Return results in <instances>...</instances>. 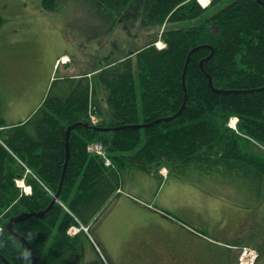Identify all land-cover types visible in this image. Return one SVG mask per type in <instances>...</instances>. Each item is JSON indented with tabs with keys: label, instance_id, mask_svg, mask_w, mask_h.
Wrapping results in <instances>:
<instances>
[{
	"label": "trees",
	"instance_id": "obj_1",
	"mask_svg": "<svg viewBox=\"0 0 264 264\" xmlns=\"http://www.w3.org/2000/svg\"><path fill=\"white\" fill-rule=\"evenodd\" d=\"M221 1L205 9L197 0H97L106 12L117 11L122 22L143 18L149 27L166 26L161 35L166 48L158 49L155 38L102 76L107 117L91 102L94 86L70 79L54 83L24 124L8 126L0 112V264H31L33 254L38 264H84L89 238L70 237L69 228L99 221L117 199L123 175L133 170L224 165L260 183L264 0H236L206 15ZM200 2L207 6L211 0ZM43 7L55 12L59 4L44 0ZM197 19L196 25L171 28ZM90 108L102 118L99 130L90 126ZM233 117L237 130L229 127ZM77 123L68 144V129ZM93 142L103 143L112 167L88 152ZM23 177L32 195H21L16 179ZM57 193L66 208L57 202L42 218L8 228L12 218L47 210Z\"/></svg>",
	"mask_w": 264,
	"mask_h": 264
},
{
	"label": "rangeland",
	"instance_id": "obj_2",
	"mask_svg": "<svg viewBox=\"0 0 264 264\" xmlns=\"http://www.w3.org/2000/svg\"><path fill=\"white\" fill-rule=\"evenodd\" d=\"M234 1L222 0L206 15L214 14ZM43 2L0 0V112L8 121L20 120L24 114H28L35 100L49 91L50 69L56 56L69 54L78 73L85 75L89 70L106 64L107 56L109 61H113V56L115 60H122L130 51L146 46L155 38L156 45L164 44L161 35L166 26L149 27L143 18H137L135 22H122L117 11L106 12L98 6L97 0H57L59 7L55 12L47 11ZM145 6L141 5V13ZM199 21L175 23L171 24V28L189 27ZM69 44H72V48ZM114 68L105 69L100 77ZM65 70L62 65L53 77H61ZM81 80L85 85L94 86L91 102L105 113L108 99L106 86L105 90L101 89L99 77L96 76L89 81ZM55 88L58 90L57 86ZM31 93L35 94L30 97ZM199 167L192 164L176 168L169 180L157 179L150 186L143 183L140 199L171 212L173 217L189 225L192 233H198L206 241L214 239L219 229H228L229 232L238 223L244 222L251 235L248 249H264V177L258 183L246 174L229 172L224 165L214 169L203 165ZM128 174L123 177L124 189L131 191L129 182L139 178L140 173L126 177ZM170 182L178 184L175 189L180 194H175L169 202L164 198V193L171 188ZM162 183L163 188L158 191ZM154 194L157 198L152 200ZM105 222L106 219H100L92 225L91 232L96 239V229ZM131 225L129 220L123 219L108 236V242L114 249L106 242L100 243L108 264L144 262L148 245L140 234L132 232ZM101 262L105 264L104 258L96 255L87 245L84 264ZM261 264H264V260Z\"/></svg>",
	"mask_w": 264,
	"mask_h": 264
},
{
	"label": "crops",
	"instance_id": "obj_3",
	"mask_svg": "<svg viewBox=\"0 0 264 264\" xmlns=\"http://www.w3.org/2000/svg\"><path fill=\"white\" fill-rule=\"evenodd\" d=\"M66 43L68 44V41H66ZM69 45H71L70 48H72V44ZM113 55H115V53H113ZM61 56L70 55L62 54ZM59 58L60 56H56L54 59L53 65L50 69L48 85L51 84L54 72L56 71L57 60ZM108 58L109 56L106 57V64L104 63V65H102L101 67H97L96 70H89V72L85 75H83L82 73H78L77 68L73 63V60H71L70 64L65 65L66 70L64 74L58 78L57 81L61 82L69 79L78 80L79 78L93 79L96 76L99 77L101 89L105 90L104 79L100 77V74L105 69L109 70L114 68L116 65L120 64V58H117V60H115L113 56V61H109ZM34 94L35 93H31L30 97ZM44 99L45 93L40 96L37 100H35L33 106L28 111V114H24V116L18 121H8L5 117H3L6 124L17 125L24 123L40 107ZM104 116L107 117L106 114H104ZM135 174H139L142 178L139 177L137 179H133V182H129V188L131 191L125 190L124 184L122 192L119 194L116 202L102 218L106 219V222L99 229H96L97 241L99 243L106 242L108 245H110V247H112V249H114L115 247L108 242V236L112 234L114 230H116V226L120 221H122L123 219H127L132 223V225L130 226L131 230H133L132 232L140 234L145 239L148 245L146 248L147 252L145 251L144 256H153V251L157 252L159 248L165 249V247L168 248L172 245H175L178 240H176V238H179L182 232H186L191 236L192 229L189 225H185V223L173 217L171 212L157 207L150 202L142 201V199H140V196L142 194L140 192V188H143V183L150 186V184L157 179H160L162 181H164V179L169 180L171 174L168 172L167 169H162L159 172L138 171V173H136L135 171H132L126 177ZM169 184L171 185V188L166 189V186L164 187V190L166 189L164 193V198L166 200L169 199L170 202L171 198L174 197L175 194L179 195L180 193L178 192L177 188L175 189L178 184L172 182H170ZM162 188L163 183L159 187L158 191H161ZM156 198L157 196L154 194L151 199L153 200ZM118 254V251H116L115 255L117 258L119 256ZM122 259L123 258L121 257V260Z\"/></svg>",
	"mask_w": 264,
	"mask_h": 264
},
{
	"label": "flooded vegetation",
	"instance_id": "obj_4",
	"mask_svg": "<svg viewBox=\"0 0 264 264\" xmlns=\"http://www.w3.org/2000/svg\"><path fill=\"white\" fill-rule=\"evenodd\" d=\"M191 235L182 232L175 245L159 248L153 256L145 255L141 264H242L243 252L248 248L251 236L244 222L229 232L228 229H219L211 241L195 232ZM257 250L253 264H261L264 260V249Z\"/></svg>",
	"mask_w": 264,
	"mask_h": 264
},
{
	"label": "water",
	"instance_id": "obj_5",
	"mask_svg": "<svg viewBox=\"0 0 264 264\" xmlns=\"http://www.w3.org/2000/svg\"><path fill=\"white\" fill-rule=\"evenodd\" d=\"M192 53H193V52H192ZM189 60H190V57H189V59H188V62H187L186 68H187V66H188ZM185 73H186V70H185ZM185 73H184V77H183V78H185ZM184 84H185V81H184ZM210 84H211V86H213L211 80H210ZM215 91H216V90H215ZM220 92H222V91H220ZM184 108H185V104L183 105V107L181 108V110H180L176 115L181 114V112L184 110ZM176 115H175L174 117H176ZM174 117L166 118V120H167V121L172 120ZM160 121H161V119L158 120L157 122H160ZM80 124H81V123H77V124H74V125H72L71 127H69L68 132H67V134H68V135H67V143H68V144H69V138H70V133H71V131H72L75 127H77L78 125H80ZM142 126H145V125H135V126H133V127H136V128L138 127V128H140V127H142ZM92 128H94V129H96V130H99L98 127H92ZM115 129H118V128H115ZM68 144H67V146H68ZM68 159H69V153H68ZM67 166H68V161H67V163H66V165H65V169H64V173H63V178H64L65 175H66ZM62 186H63V182H62V184H61V188H62ZM61 188H60V190H59V193H60V191H61ZM59 193L56 194L54 200L52 201L50 207H49L47 210H45V211H43V212H40V213H34V212H32V213H23V214H21V215L15 217V218H12V219L10 220V222L8 223V228H9L10 230H12V226H13V224H14L16 221L25 220V219H27V218H29V217H32V216H36V217H40V218H42V217L47 213V211H48L49 209H51V208L55 205V203L57 202V200H58V198H59ZM16 236L22 238V237L19 236V235H16ZM8 263H9V262H8ZM9 264H10V263H9ZM31 264H38V263H37V258H36V256H35L34 254H33V258H32Z\"/></svg>",
	"mask_w": 264,
	"mask_h": 264
},
{
	"label": "built area",
	"instance_id": "obj_6",
	"mask_svg": "<svg viewBox=\"0 0 264 264\" xmlns=\"http://www.w3.org/2000/svg\"><path fill=\"white\" fill-rule=\"evenodd\" d=\"M89 150L91 152L97 153V154L103 156L104 158H106L104 149H103L102 145H100V144H95V145L91 146L89 148ZM110 164H111V162L106 158V165L109 166Z\"/></svg>",
	"mask_w": 264,
	"mask_h": 264
},
{
	"label": "snow or ice",
	"instance_id": "obj_7",
	"mask_svg": "<svg viewBox=\"0 0 264 264\" xmlns=\"http://www.w3.org/2000/svg\"><path fill=\"white\" fill-rule=\"evenodd\" d=\"M202 2L206 3V2H207V0H202Z\"/></svg>",
	"mask_w": 264,
	"mask_h": 264
},
{
	"label": "bare ground",
	"instance_id": "obj_8",
	"mask_svg": "<svg viewBox=\"0 0 264 264\" xmlns=\"http://www.w3.org/2000/svg\"><path fill=\"white\" fill-rule=\"evenodd\" d=\"M74 231V233L76 232L75 230H73Z\"/></svg>",
	"mask_w": 264,
	"mask_h": 264
}]
</instances>
